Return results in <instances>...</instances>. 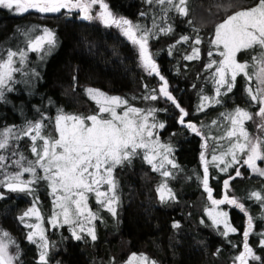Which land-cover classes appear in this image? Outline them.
Returning a JSON list of instances; mask_svg holds the SVG:
<instances>
[{"label": "trees", "instance_id": "trees-1", "mask_svg": "<svg viewBox=\"0 0 264 264\" xmlns=\"http://www.w3.org/2000/svg\"><path fill=\"white\" fill-rule=\"evenodd\" d=\"M104 2L116 17L128 19L134 25L145 22L154 3L149 0ZM254 3L255 0H189L187 15L170 11L168 19L156 22L148 40L160 74L188 113L185 120L196 123L207 140L212 199L221 200L227 195L244 205L243 210L232 204L221 206L230 210L233 228L237 231H228L225 236V228L209 217L207 209L213 204L203 187L204 138L181 125L179 110L168 102L166 106L160 105L167 110L160 111L159 117L165 124L161 139L171 145L176 165L169 168L175 199L161 202L157 189L164 177L138 154L115 169L121 195L118 225L113 220L106 224L110 213L103 210L104 221L98 220L96 240L90 236L76 240L66 227L58 230L47 221L48 264H122L135 252L148 255L156 264H233L244 250L243 233L249 216L252 230L248 244L260 257L251 264H264V246H261L264 236L260 235L264 233V203L251 197L254 191L264 197V176L250 175L239 151L236 154L239 163L232 164L230 155L212 161L213 155L220 157L236 140L227 136L232 129L228 117L234 116L237 108L256 114L260 104L251 100L249 81L244 74L237 77L230 92L219 95L220 103H215L212 95L218 63L208 67L212 61L220 59L211 44L215 27L227 16ZM45 27L55 33V49L45 60L34 86L12 90L0 100V129L25 119L24 122L43 120L44 129L55 133V118L63 110L83 115L97 113L99 107L86 94L87 87L128 97L141 104L143 97L156 89L157 76L143 69L138 45L115 26L83 20L78 12L16 14L11 9L0 8V49L9 39L32 32L42 33ZM161 28L171 31L161 32ZM182 36L189 40L177 43ZM197 37L201 40L199 45L195 44ZM193 48H199V54L192 60L185 59L194 55ZM209 52L213 54L209 56ZM260 52L259 47H254L244 54L257 58ZM252 69L250 66V72ZM203 96L209 97V101L203 110H198ZM260 138L264 140V134ZM262 149L264 152V145ZM225 163L232 164L227 172L222 171ZM237 168L241 172L239 177L235 174ZM230 177L234 179L225 188L224 181ZM5 192L7 196L0 199V228L12 239L11 254H19L14 264H40L39 246L28 241V227L20 219L33 197L27 192ZM177 222L179 227H172Z\"/></svg>", "mask_w": 264, "mask_h": 264}, {"label": "snow or ice", "instance_id": "snow-or-ice-1", "mask_svg": "<svg viewBox=\"0 0 264 264\" xmlns=\"http://www.w3.org/2000/svg\"><path fill=\"white\" fill-rule=\"evenodd\" d=\"M153 0H149L152 3ZM161 5L168 4L175 8L181 15H187L186 0H155ZM99 5L100 11L96 16L90 14L93 5ZM0 7L7 9H14L17 14L27 13L29 10H36L40 13H58L61 9H80L84 12V19L92 20L99 19L105 25H115L122 29L125 36L132 41L133 44L139 47V57L142 66L150 75L155 74L162 81L158 89L150 90V93L143 97L145 100H165L170 102L176 109L179 110V123L185 125L192 132L199 134L197 126L192 122L185 121L188 113L182 108L179 102L173 97L168 90V82L160 70L156 62L149 54L148 40L151 35V30L141 29L139 25H134L132 21L123 17L117 18L109 10L108 4L104 0H0ZM141 15H144L143 13ZM161 32H170L171 29H159ZM139 33V36L137 35ZM189 37L182 36L177 43L188 41ZM55 33L43 28L42 35H36L34 39H30L28 49L36 52H50L56 45ZM201 40L197 37L195 44L199 45ZM211 44L217 49L223 47V51L219 52L222 59L218 62V67L215 73L218 79H215L217 84L216 95H220V87L227 86L228 91L232 90L233 82H235L238 73H243L247 76L249 82L252 81V76L248 74L247 63H239L236 60V53L241 49H251L259 47L261 52L258 59L264 65V0H255L253 6L234 12V14L227 16L223 22L215 27L214 38ZM47 46V47H46ZM199 48H193V54L186 56L185 59L192 60L199 54ZM213 53L209 52L211 56ZM18 55L20 63L23 64L26 58L24 51L12 52L8 51L7 60L0 61V100L4 99L5 91H10L8 88L9 81L12 80V74L19 69L13 68V57ZM217 61H212L208 65L209 68ZM255 67V65H253ZM230 74V78L229 77ZM258 81L255 91L252 87L248 88V93L252 101L258 102L261 106L257 115L264 118V66H261L259 71L255 73ZM147 88V85L144 86ZM87 93L99 105L97 114L88 115L86 117L78 115L58 114L55 118L56 132L59 138H45L41 136V129L44 127L43 120L36 122H28L26 127L19 130V134L14 133L12 128H5L0 132V149H6L9 144L10 136L19 138L20 135H31L32 141L38 138L43 141L42 148L38 151L35 144L31 151L36 154L35 161L28 162V167H23L22 161L25 160L23 156L14 163L21 165L22 172H17L15 175L6 176L5 180L0 181L11 192H31L32 185L36 180L43 179L50 181V186L53 193L61 191L63 194L56 196V207L60 209L59 213L53 214L51 223L55 226L59 221L58 215H62L63 224L71 226L72 235L76 240L82 239L79 233L87 232L92 240H96L95 230L92 227H86V223L96 220L97 216L88 209L86 193H94L98 202L106 207L113 215L116 214V196L114 195L115 183L113 179V170L117 166L130 162L132 158L138 155V150H143V159L153 165L154 170L164 168L167 163L176 167L173 160L169 159V154L172 149L169 145H163L159 142V137L155 133V129H163L164 123L155 121V114L158 111H166L167 109L148 108L141 109L134 106H129L126 99L119 96H108L104 92L88 88ZM157 92L159 95H157ZM215 103H220V100L214 99ZM209 101V97L203 96L202 103L198 110H203L204 102ZM121 112H117L121 108ZM107 114V118L105 115ZM149 117L153 121L149 122ZM232 129L228 131L227 136L237 137V126L239 125V136L243 137L244 143L239 142L232 144L227 152L220 157L213 155L212 161L223 160V156L230 155L232 164L239 163L237 160V151L244 153L246 159H243V164L247 165L253 172L264 176V169L257 167V161H264V152H262V145L264 140L260 137L250 138L249 133L243 129L244 120H251L252 116L240 108L235 110L234 116H229ZM215 123V122H214ZM262 132H264V123L259 125ZM205 146H207L205 144ZM163 150L162 152L160 150ZM247 150V151H246ZM154 153V154H153ZM15 155V153H13ZM157 157L160 158L159 168L156 167L154 161ZM5 157L0 155V161H4ZM201 160L204 161L203 169V187L208 194V198L213 205H220L224 203L236 205L243 210L244 205L239 204L235 198L229 199L227 195L221 200L212 199V189L209 187V170L208 161L204 159V154L201 153ZM232 164L225 163L222 171L227 172ZM42 169L44 175L38 176L37 169ZM24 172H30L33 175L32 180L23 181L20 176ZM237 177L241 175L240 170H235ZM162 175L168 177L171 175L168 171H163ZM234 179V177H230ZM107 185L113 195H109V191H101V187ZM229 186V181H224V187ZM160 192L161 202L168 199H175V195L171 189L167 188L166 184H162L158 189ZM251 197L260 200L264 203V197L259 192H252ZM0 194V199H3ZM209 216L212 217L213 223L224 224L226 231L223 235H227L228 231L236 232L235 228L230 227L227 222V213L220 211H209ZM35 215L40 218L38 210L33 207L29 208L20 217L21 221L25 217ZM29 228L36 229L27 234L28 241L37 242L36 237H39L38 246L41 249L39 254L40 264H48V249L49 242L44 235L43 228L39 224L28 225ZM172 227L178 228L179 223H173ZM252 228V217L248 218V230L244 231V251L235 260L239 264H248V258L259 260L260 257L255 256L252 249L247 243L249 231ZM5 237L8 233H3ZM264 236V233L260 234ZM14 243V241H13ZM261 246H264V239L261 240ZM16 255H10L8 252V245L0 240V264H13V261L18 259ZM148 257L141 254L137 256L133 253L126 264H148ZM151 264H155L152 261Z\"/></svg>", "mask_w": 264, "mask_h": 264}, {"label": "rangeland", "instance_id": "rangeland-1", "mask_svg": "<svg viewBox=\"0 0 264 264\" xmlns=\"http://www.w3.org/2000/svg\"><path fill=\"white\" fill-rule=\"evenodd\" d=\"M153 1H154V3L151 5V8H150V11L148 12V15L146 14V16H145L146 17L145 22L137 24V25L140 26L141 29H149V30H151V34L154 33L155 25L157 24L156 22L162 20V18L168 19V17H169L168 14L170 13V11H176L175 8L172 7L171 5H168V4L161 5L159 3H156L155 0H153ZM175 2L178 3L179 0H175ZM188 2H189V0H186V5H185L186 8H187V5H188ZM0 8H3V7H0ZM11 10L14 13H16L14 9H11ZM100 10L101 9H100L98 4L97 5H93L92 8H91L90 14L93 15V16H96L99 13ZM62 11L78 12L79 15H80V18L83 19V20H86V19L83 18L84 15H85L84 12L81 11L80 9H71V10L61 9L60 12H62ZM28 12H34V13L44 14V15L45 14H48V15L49 14H56V13H40V12L34 10V9L33 10H29ZM162 13H164L163 16H162ZM22 14H24V13H22ZM114 16H115V14H114ZM86 21H97V22L101 23L103 26L109 27V25H105L99 19H92V20H86ZM111 26H115V25H111ZM115 27L117 29H119L120 31H122L121 28H119L117 26H115ZM42 34H43V32L42 33H36V34H34V32H32L29 35H23L21 37H16V38L9 39L5 43L6 46L4 48L0 49V61L7 60L8 51L17 52V53L19 51H24L26 53V58H25V61H24L23 64L20 63L18 55L16 57H13V68L19 69V71H14L13 72L12 80L9 81V84H8V88H10L11 90L10 91L6 90L5 93H4V97H5V95L7 93L11 92L12 90H15L14 92H16L17 89H23V86H28V85L34 86L37 83V79L40 76V73H41V71H42V69L44 67L45 60L47 59V57L55 49V46L50 52H36V51H30L28 49L29 40L30 39H34L36 35H42ZM213 38H214V36H213ZM148 49H149V54L151 56H153L152 49L151 48H148ZM245 50H247V49H241L239 52L236 53V60L239 63H247L249 65V67L247 69V72H248L249 75L252 76V81L249 82V85L255 91L256 85L258 83V81L256 80L255 73L258 72L260 67L264 66V65H262L261 62L258 59H254L253 58L255 55L250 57V55L248 56V54H246V53L244 54ZM259 50H260V48H259ZM213 51H214V53L219 54L220 51H223V47L220 46V48L217 49L214 46ZM259 56H257V57H259ZM219 58H220L219 59V61H220L222 59V57L219 55ZM152 59H153V57H152ZM253 65H255V67H253L252 72H250L251 71L250 70V66H253ZM143 69H144V67H143ZM146 72H148V71H146ZM240 74H243V73H238L237 77ZM218 78L219 77L217 75L216 79H218ZM228 78H230V74H229ZM157 79H158V83L156 84V89H158L161 86V84H162V81L159 80L158 76H157ZM247 80H248V78H247ZM236 83H237V78H236L235 82H233L232 89L235 87ZM213 85H214V87H213L214 88V92H213L212 98L217 99L219 97V96L216 95L217 84L215 83ZM168 87H170V86L168 85ZM88 88L98 89V88H94V87L85 88V92H86V94L88 96H89V94L86 91ZM98 90L104 92L108 96H119V95H115V94L114 95L113 94H109V93H107V92H105V91H103L101 89H98ZM168 90L171 92V89H168ZM226 92H228L227 86L226 85L225 86H221L220 87V95L222 93H226ZM17 95H18V93H17ZM157 95H159L158 92H157ZM119 97H121L122 99L128 100L129 106H134V107H138V108H141V109H148V108H153V107L157 108V109H161L160 105L161 106H166L167 103H168L165 100L152 101V100H145L144 99L143 103L141 104V102L132 101V99L128 98V97H123V96H119ZM207 102H204V106L203 107L206 106ZM260 106L261 105H259V107ZM98 107H99V105H98ZM123 107L124 106H121V108H118L117 112H121ZM258 111H259V109H258ZM258 111L256 112V114H253V113L251 114V112L247 111L252 116V119L251 120H244V122H243V129L246 130L249 133L250 138L260 137L261 134H264V132H262L260 127H259V125L261 123H264V118H262L259 115H257ZM159 112L160 111H158L155 114V121L156 122L160 121ZM61 113L65 114V115H78V116L86 117L88 115L97 114L98 112L97 113L88 114V115H83V114L68 113V112L63 110V111H61L58 114H61ZM104 115H105V118H107V114H104ZM24 121H26V119L22 120L21 123H15V124L9 125V126L8 125H4V127L2 129H0V132H2L5 128H12L14 130V133L19 134V130L25 128L27 123L30 122V121H28V122H24ZM152 121H153V118L149 117V122L151 123ZM178 121H179V118H178ZM229 121H230V119H229ZM161 123H164V122H161ZM186 123H187V121H186ZM194 124L197 126V129H198L199 126L196 123H194ZM55 127H56V125H55ZM229 128H232V125ZM239 128H240V126L238 125L237 126V137H239V142L240 143H244L245 141H244L243 137L239 136ZM188 130H189L190 133H192V131L190 129H188ZM154 131L159 137L160 144L169 145L171 147L170 144H165L162 141V139H161V136H162V134H161L162 132L161 131H162V129L157 128ZM252 131H254V132L251 134ZM198 132H199L200 135H202V133L200 132L199 129H198ZM31 135H35V132H33ZM31 135H29V136L20 135V137L18 139L10 136L8 147L6 149H0V155L5 157L4 161H0V181L5 180L6 176H8V175H15L17 172H22L21 165H17L16 163H14L16 160H19L21 156H23L25 158V160L22 161L23 167H28L29 166L28 162L35 161L37 159L36 154H34L31 151V149L33 147V144H35V146L37 147V150L39 151L42 148L43 141L38 138L34 142L31 139ZM41 136H44L45 138H49V139L59 138L58 137V133L56 132V130H55V133H54L53 131L45 130L44 127L41 129ZM202 137L204 138V141H203V144H202V150H203L202 153L204 154V159L207 160L208 146H205V144L207 145V140H206V138L203 135H202ZM237 137H236V140L233 143H237ZM27 141H30V142L28 143ZM160 151L162 152L163 150L161 149ZM262 152H263V149H262ZM13 153H15V155H13ZM138 153L141 154L142 156L144 155V152H143L142 149L138 150ZM236 154H238V153H236ZM242 154H243V157H242V161H243V159H246V155L244 153H242ZM136 156H138V155H136ZM136 156H134V157H136ZM168 158L173 160L172 152L169 154ZM174 161L175 160H173V162ZM159 162H160V158L157 157L156 161H154V163L156 164L157 168H159ZM203 163H204V161H203ZM170 166H172V165H169V164L165 163L164 164V168L160 169V170H157V171H159L161 173L163 171L170 172V169H169ZM257 167H259L261 169H264V161L258 160ZM115 169L116 168H114V170H113V179H114V183H115L114 195L117 198L116 203L114 205V207L116 208V214L113 215L109 211L110 216L107 217L108 220L105 219V222L107 224V223L111 222L110 220H113L116 223V225H118V223H119V213H120V208H121V195H120L118 183H117L116 177H115ZM247 169H248V172L250 173V175H259V173L253 172L249 167ZM37 175L38 176H43L44 175L43 170L38 168L37 169ZM171 178H172V175H170L168 177H164V181L162 182V184H166L168 186L167 188H169V189L172 188V186H171L172 181L170 182ZM20 179L23 180V181L32 180L33 179V175L30 172H24L20 176ZM29 187L31 188V192L25 191V192H27L28 194H30L33 197L32 204L30 205L29 208L35 207L38 210V212H39L40 218L38 219L35 215H30V216L25 217L23 219L24 224L27 227H28V225L39 224L40 227L43 228L44 235L47 238L48 242H49L48 230H47V227H46L47 221L49 222V224H50V226L52 228H56L58 230H62L64 227H66L68 229L69 233L72 234L71 226L63 224L62 215H58L57 216V219H58L59 222L55 226H53V224L51 223V219L53 217L54 212L55 213H59L60 212V209L58 207H56V203H55L56 196L62 195L63 193L61 191H57L56 193H53L52 189H51V186H50V181H45L43 179L36 180ZM46 187H47V189H46ZM5 190H8V189L4 185L0 184V192H1L0 194H2L3 197L7 196V193L5 192ZM100 190L101 191H109V188H108L107 185H103ZM171 191L175 195V193H174V191L172 189H171ZM43 193H47V195L45 194V196H44ZM23 194H24V192H23ZM86 195L88 197V199H87L88 209H90L91 212L94 213L97 216L96 220H93V221H90V222L86 223V227L94 228L95 234H96L98 220L104 221V218L102 217V211L103 210H107V208L103 207L98 202V200H97V198H96L94 193H86ZM109 195H113V192L109 191ZM225 205H230V204H228L226 202V204L225 203L224 204H220L219 206L210 205V207H208V209H207V213H209L210 210L213 211L214 214H215V212H220V211L226 212L227 213V217H226L227 222L230 225V227L233 228L234 224H233V221H232V218H231L230 210L221 207V206H225ZM45 213H48V215H46ZM209 217L212 219L211 216H209ZM216 225H222L224 227L223 223L216 224ZM28 230L30 232V231H35L36 229L28 227ZM246 230H248V223L245 226V231ZM251 230H252V228H251ZM251 230L249 231V233L251 232ZM5 232L6 231H4V230H2L0 228V240H3V242L8 245V252H9L10 255H12L11 251H10V247H9L11 242H12V239L9 238L8 236L5 237L3 235V233H5ZM79 234L82 236V238H84L85 236H89L86 231L83 232V233H79ZM35 240L37 241L35 243L38 245L39 237H36ZM247 243H248V239H247ZM49 247H50V242H49ZM249 247L252 249L254 255L257 256V254L255 253L254 249L250 245H249ZM40 251H41V249H40ZM135 254L137 256H140L141 254L147 256L149 258L148 259V264H151V262L154 261L148 255H146L144 253H136L135 252ZM47 259H48V257H47ZM128 259H129V257H128ZM254 260L255 259H252L251 257H249L248 258V264H251V262H253ZM126 261L123 262L122 264H126ZM13 264H14V261H13ZM233 264H239V261L235 260L233 262Z\"/></svg>", "mask_w": 264, "mask_h": 264}, {"label": "flooded vegetation", "instance_id": "flooded-vegetation-1", "mask_svg": "<svg viewBox=\"0 0 264 264\" xmlns=\"http://www.w3.org/2000/svg\"><path fill=\"white\" fill-rule=\"evenodd\" d=\"M157 65H158V63H156ZM169 85V84H168ZM168 89H171V87H168ZM171 92H172V94L174 95V93H173V91L171 90ZM174 97H175V95H174Z\"/></svg>", "mask_w": 264, "mask_h": 264}, {"label": "water", "instance_id": "water-1", "mask_svg": "<svg viewBox=\"0 0 264 264\" xmlns=\"http://www.w3.org/2000/svg\"><path fill=\"white\" fill-rule=\"evenodd\" d=\"M173 95V94H172ZM173 97H174V95H173ZM258 162V161H257ZM247 166V165H246ZM248 167V166H247ZM226 180H228L229 182L232 180V179H230V178H228V179H226ZM228 188V187H227Z\"/></svg>", "mask_w": 264, "mask_h": 264}]
</instances>
